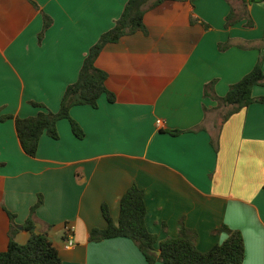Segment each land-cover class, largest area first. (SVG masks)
Segmentation results:
<instances>
[{"label":"crops","instance_id":"0c3cea01","mask_svg":"<svg viewBox=\"0 0 264 264\" xmlns=\"http://www.w3.org/2000/svg\"><path fill=\"white\" fill-rule=\"evenodd\" d=\"M127 1L0 0V252L9 247L10 213L15 240L28 242L24 225L41 195L36 231L63 264H147L131 239H90L107 227L103 206L118 223L121 198L137 185L157 247L185 227L207 252L229 237L227 226L243 236V264H264V103L223 121L232 107L217 101L258 63L264 71V2L245 11L240 0H164L147 10L145 32L107 44L96 60L116 100L103 94L97 108L70 110L85 136L61 119L58 139L44 134L34 157L23 150L15 118L60 110ZM45 16L53 23L40 40ZM252 95L264 97V84Z\"/></svg>","mask_w":264,"mask_h":264},{"label":"trees","instance_id":"16d2710c","mask_svg":"<svg viewBox=\"0 0 264 264\" xmlns=\"http://www.w3.org/2000/svg\"><path fill=\"white\" fill-rule=\"evenodd\" d=\"M164 0H128L121 16L115 25L103 33L99 40L87 53L79 77L76 82L68 85L61 100L60 110L52 112L48 109L28 118H15L16 130L23 150L30 156L37 154L41 137L47 134L53 139L59 138L57 124L61 119H68L73 133L83 138L85 133L81 126L71 117L70 110L76 105L99 106V99L106 94L110 102L116 97L106 86L107 73L96 66V60L103 48L110 43L118 42L122 37L146 31L144 16ZM193 1V0H192ZM245 11L248 5L263 3L264 0H240ZM235 10L232 9L227 17V26L235 21ZM43 30L39 35L42 40L46 31L52 26V19L44 17ZM264 84V71L258 63L254 69L245 75L238 83L232 85L224 97L217 98L219 105L232 107L224 116L227 120L233 113L257 101L264 103V97L256 99L252 95L256 85ZM35 107L45 108L38 102H31ZM12 118L2 117L1 120ZM43 203L40 195L38 202L31 208L30 216L24 227L30 232V239L25 244L15 240V215L10 213L11 231L8 250L0 252V264H63V260L53 242L44 234L37 233L34 214ZM103 215L107 221L105 229L95 228L90 233L92 241L100 242L113 238L131 239L143 253L147 264H243L245 260V243L240 231L223 226L221 230L229 237L207 252H201L196 244L194 235L182 227L179 236L169 238L159 243L158 237L151 233L146 223L147 207L144 191L133 185L121 198V213L118 223L110 215L107 205L103 206ZM160 251L157 255L155 251Z\"/></svg>","mask_w":264,"mask_h":264},{"label":"built area","instance_id":"2783aa9c","mask_svg":"<svg viewBox=\"0 0 264 264\" xmlns=\"http://www.w3.org/2000/svg\"><path fill=\"white\" fill-rule=\"evenodd\" d=\"M160 124H162V121H161V120H158V121H157V125L160 126ZM65 231H66V233H67L68 235H71V234H73V232H74V227H73L72 225H70V224H66V225H65ZM73 244H74L73 239H70V240L67 242V246H68V247H69V246H72Z\"/></svg>","mask_w":264,"mask_h":264},{"label":"rangeland","instance_id":"374dc122","mask_svg":"<svg viewBox=\"0 0 264 264\" xmlns=\"http://www.w3.org/2000/svg\"><path fill=\"white\" fill-rule=\"evenodd\" d=\"M228 111L227 108H222L219 112L216 113L218 118L223 117V115Z\"/></svg>","mask_w":264,"mask_h":264},{"label":"water","instance_id":"95a60500","mask_svg":"<svg viewBox=\"0 0 264 264\" xmlns=\"http://www.w3.org/2000/svg\"><path fill=\"white\" fill-rule=\"evenodd\" d=\"M20 228H21V227H20ZM155 252H156L157 255H160V251H159V250H158V251H155Z\"/></svg>","mask_w":264,"mask_h":264}]
</instances>
